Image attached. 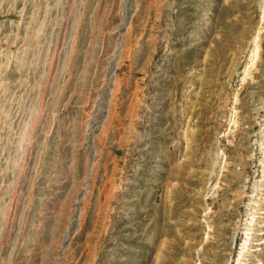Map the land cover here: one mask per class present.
<instances>
[{
	"label": "rangeland",
	"instance_id": "1",
	"mask_svg": "<svg viewBox=\"0 0 264 264\" xmlns=\"http://www.w3.org/2000/svg\"><path fill=\"white\" fill-rule=\"evenodd\" d=\"M0 264H264V0H0Z\"/></svg>",
	"mask_w": 264,
	"mask_h": 264
}]
</instances>
